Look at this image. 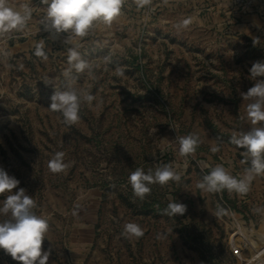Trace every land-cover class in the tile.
Instances as JSON below:
<instances>
[{"label": "rangeland", "instance_id": "obj_1", "mask_svg": "<svg viewBox=\"0 0 264 264\" xmlns=\"http://www.w3.org/2000/svg\"><path fill=\"white\" fill-rule=\"evenodd\" d=\"M8 4L32 14L0 33V167L48 218V264H264V174L244 194L196 187L216 165L237 178L250 167L230 139L252 127L239 93L254 84L253 62L264 61V0H125L110 26L97 23L67 45L66 33L42 29V0ZM41 42L47 60L35 55ZM68 47L90 65L73 70L71 86L94 97L71 125L50 110L54 88L43 82L68 85ZM189 134L199 145L182 156L179 138ZM56 152L68 165L59 173L48 168ZM164 164L180 181L135 196L130 173ZM170 201L185 214H162ZM126 223L143 236L123 234ZM0 264L18 262L0 250Z\"/></svg>", "mask_w": 264, "mask_h": 264}, {"label": "clouds", "instance_id": "obj_2", "mask_svg": "<svg viewBox=\"0 0 264 264\" xmlns=\"http://www.w3.org/2000/svg\"><path fill=\"white\" fill-rule=\"evenodd\" d=\"M46 5L42 29L46 32L54 30L57 34L66 33L63 43L70 44L75 37H85L97 23L110 26L121 15L125 0H42ZM138 7L150 4L151 0H136ZM31 9L25 7L23 12L9 6L8 0H0V33L14 29H22L31 18ZM192 23L191 18L180 21L177 29L187 28ZM255 45V42H254ZM68 69L64 76L69 79L64 90L50 81H43L46 86L52 85L54 90L50 97V110L62 114L66 124H75L79 121L81 103L91 102L92 95L82 96L71 86V74L83 73L90 70V65L82 59L77 47H68ZM35 55L43 60L48 56L44 50L43 42L35 47ZM118 76L124 75V69L116 68ZM249 79L254 82L246 92L239 94L246 105L247 118L252 127L246 132L233 133L230 142L240 149L245 162L250 167L245 169L242 177L233 176L223 165L212 167L209 174L199 181L196 187L205 192H218L227 189L241 194L247 193L255 176L264 174V126H256L264 122V61H255L249 69ZM156 132L157 129H153ZM179 153L182 156L194 153L199 145V138L189 134L179 138ZM219 151L218 147L211 149ZM64 152H56L48 162V168L53 173L64 171L68 165L64 162ZM180 175L172 165L164 164L154 171L145 172L143 168H136L128 177L135 196L144 199L150 194L152 184L167 185L170 181L179 182ZM20 181L0 167V195L7 193L0 202V215L8 217L0 220V250L9 255L18 264H48L51 250H44L42 245L49 230L48 218L38 215L34 209L36 202L27 194ZM14 189H18L13 191ZM187 206L181 202L170 201L164 215L176 217L184 215ZM219 209L216 215H221ZM125 235L131 237L143 236L142 228L136 223L124 225Z\"/></svg>", "mask_w": 264, "mask_h": 264}]
</instances>
